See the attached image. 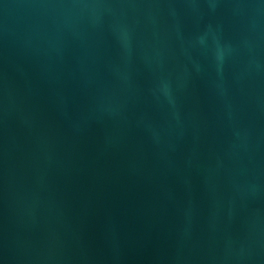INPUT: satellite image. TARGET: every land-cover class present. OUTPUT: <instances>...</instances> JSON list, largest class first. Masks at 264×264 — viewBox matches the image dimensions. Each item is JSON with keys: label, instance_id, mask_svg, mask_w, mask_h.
<instances>
[{"label": "water", "instance_id": "95a60500", "mask_svg": "<svg viewBox=\"0 0 264 264\" xmlns=\"http://www.w3.org/2000/svg\"><path fill=\"white\" fill-rule=\"evenodd\" d=\"M0 264H264V0H0Z\"/></svg>", "mask_w": 264, "mask_h": 264}]
</instances>
